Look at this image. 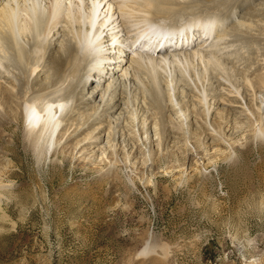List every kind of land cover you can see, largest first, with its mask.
I'll use <instances>...</instances> for the list:
<instances>
[{"label": "rangeland", "instance_id": "1", "mask_svg": "<svg viewBox=\"0 0 264 264\" xmlns=\"http://www.w3.org/2000/svg\"><path fill=\"white\" fill-rule=\"evenodd\" d=\"M64 1L67 7H61V18L49 25L52 31L36 54L39 67L31 76L28 62L22 69L10 49L0 47L1 55L12 56L5 61L0 55V264H264V0L251 4L260 13L250 17L253 30L239 34L231 30L221 38L217 31L210 35L205 45L223 48L218 58L207 51L194 61L182 58L183 51L201 54L205 36L178 50L180 60L177 55L171 60L169 49L140 53L157 61L164 55L160 72L168 79L182 74L191 86L178 82L175 88L173 80L168 93L159 71H151L158 90L154 93L147 88L150 77L137 72L135 80L128 78L119 86L125 101L99 145L92 152L85 145L78 153L77 138L59 137L55 151V144L29 136L24 117L26 106L38 110L50 99L69 96L75 102L76 95L81 97L77 82L89 62L81 58L66 62L59 78L47 58L73 43V37L65 35L66 18L89 11L86 0ZM139 1L143 3L98 0L95 29L103 21L110 22L109 27L120 24L117 29L129 42L152 25L178 29L192 21L199 29L205 16L232 14L238 3L192 0L188 7H175L172 17L153 20L152 7ZM46 4L49 9L50 0ZM239 13L238 9L234 20ZM231 23L229 19L224 29ZM77 25L74 20L72 36ZM113 31L104 30L101 36ZM33 36L30 29L22 35L27 45L33 44ZM136 49L130 47L124 57L135 56ZM94 71L89 76L94 77ZM41 82L47 87L41 89ZM88 87L87 96L96 90ZM182 89L186 96L177 93ZM227 93L239 95V104L247 111L217 110L221 117L216 121L218 105L214 109L211 103ZM101 95L97 93L90 104L99 103ZM225 116L228 124L221 120ZM193 120L197 126L191 125ZM202 120L207 131L198 127ZM111 136L116 138L113 147L107 142Z\"/></svg>", "mask_w": 264, "mask_h": 264}, {"label": "bare ground", "instance_id": "2", "mask_svg": "<svg viewBox=\"0 0 264 264\" xmlns=\"http://www.w3.org/2000/svg\"><path fill=\"white\" fill-rule=\"evenodd\" d=\"M47 1L46 0H0V47L2 46V47H5V49H10L11 53H13V55L15 56V57L13 56V58L16 59L14 60L19 63L20 67H23L22 69L26 70L25 67L28 62V65H30L28 66L29 67L28 77L31 76L39 67V63H38V60H36V58L39 59L40 56L37 57L36 54L40 52L39 49L42 47L43 41L45 40L47 36H49L50 32L52 31L49 25L53 23L54 21L60 19L61 17L59 15V12L61 14L62 8L67 7V5H65L66 1L63 2V0H50L51 7L48 9L47 8L48 5L46 4ZM191 1L192 0H144V1L142 0L143 3H141L140 1L139 3H141L140 4L141 6H148V7L151 6L152 7L151 9L154 10V12H152L153 10H150V14L152 12V15H153L152 19L158 20L155 18L161 17V16L172 17V15L175 14L176 12L175 7L179 5H181L180 9L185 6L188 7V5H191L190 4ZM202 1H205V0H202ZM253 1L254 0H241V1L238 0V3L235 6L237 11L236 12L233 11L232 14L228 13L227 15H222V17L212 16V15L205 16L204 20L200 22L199 29H195L193 27L195 26L196 23L192 21H189L188 24L183 25L182 28L178 27V29L172 28L173 25H168V27H165L166 30H162V28L159 26L153 27V25L152 27L145 28V29L143 28L141 29L142 26L141 27L138 26L141 29V31L138 30L140 33L135 38H132L128 42L126 41V37L125 38L122 37L123 33H120L121 30L117 29L119 28L120 24L119 26H117L116 23L113 24L111 21L113 25L109 27L110 22L106 23L105 21H103L95 29V26H96L95 24H97L96 22L97 13L95 11H96V8L98 9L99 7V6L97 7L99 2L98 0H88V1L86 0L85 8L87 7L89 10L86 15L80 13V11H76V12H73L71 16L66 18L68 19L66 21L67 22L66 26L68 27V31L65 33V35L68 36L69 38L73 37L72 45L66 47L65 50L63 49L64 51L62 50L58 52L56 51L57 53L55 54H52L53 53L52 52V53H49L47 56L48 61L52 63L54 72L56 74L55 76H58V77L61 75V71L63 70L66 62H71L72 59L81 58L82 60L83 59L86 60L87 63L89 62L88 67L85 66L87 67L85 68V71H86L85 74H83L82 77L81 75L79 76L80 78L78 79V82H77L78 86L76 85L77 87H80L78 94L81 97L76 95L77 98L75 102L74 101L71 102V99L69 98V96H67L65 99H60V100L58 99L59 101H55V100L52 101V99H50L46 101L42 105V107L38 110L32 108L31 106L29 107L26 106L27 108L25 107L26 112L24 113L25 114L24 117L26 121L25 126L27 129V134L29 136H32V135L35 136V139L38 141L41 140L40 138H44L45 140H48L47 141L48 144H50V142L53 145L55 144V147H54L55 151L58 145H60L59 137L61 136L63 137L67 135L66 137L67 140L77 138L76 143H74L75 144L74 151L76 149H79L77 150V153H78V151H80L85 145H87L84 148H88L89 152H92L93 149L99 145V142L102 139L103 131L105 130V128L107 126L109 128L111 127L112 125L111 123L113 122L112 117L113 116L115 117L114 112L118 108L121 107V103L125 99V97L123 96L124 92L119 93L118 88L119 86H123L128 78L135 80L134 77H136L137 72L141 71L143 73H146V75L150 77V81L152 82L151 83L152 87L148 86L147 88L152 90L151 92L157 93L156 92L158 91L157 85H155L156 81L154 82L155 78L152 75V73L153 71L156 72L158 70L160 73V80L163 82L164 86L167 88L166 91L168 93H170L169 92L171 90L170 85L173 84L174 82L173 80H175V84H174L175 88L178 82L184 85L188 84L189 86H191L189 79H187L182 74L178 77L173 76L171 79H168V77L166 78V76H164L160 72L159 68H161L160 66L166 60L164 55L162 56V58H159V60L157 61L151 57H147V56L144 57L140 53H145L144 55H146V54H153L156 52H162V50L163 52H166L167 49H169L170 51H173L169 53L170 54L169 58L171 57L170 59L173 60L175 59V55H177L178 56L177 59H179L182 56H180L181 52H178V50L184 49L186 45H189L191 43L193 44V42L198 40V38L205 36V38L202 39V41L200 42V45H201L200 47L202 49L200 51L202 55L197 54L195 52L193 53L189 52V55H186V53L188 52L185 51L186 52L185 53L183 51L182 54L184 56L182 58L184 57L186 58L189 56V58H191L194 61L195 56L198 55L199 57H202L203 55H207V52H210L211 54H213L214 57L218 58L219 55L223 52L222 51L223 48H220V50L213 48L214 47L213 45H215L214 43L211 45L208 44L209 46L207 45L208 46L207 47L205 44L206 42L208 43L207 40H209L210 35L214 36L217 31L216 34L218 35L219 38H221L223 35H228V33L230 34L231 30L232 32L236 31V34L247 32L248 30H253L252 29L254 27L253 19H250V17L260 15V13H258V9L254 6H251ZM249 6H251L249 11L247 9V11L242 12V9L249 8ZM148 7L145 9L147 10ZM149 9L147 10V13ZM238 9L241 12L239 13L240 16L234 20L233 18L234 17L236 18L235 14H237ZM122 11H125V10H122ZM228 11L229 10H226L224 13ZM126 13L129 14V12H126ZM205 18H208V19L210 18L209 20L211 21H208V19H205ZM229 19L230 20L232 19L233 24L231 23L230 25L231 27L229 28L228 26L229 29L227 28L228 30H225L224 29L226 27L225 23ZM74 20L78 22V25H77L78 28L76 29L74 36H72L71 33L75 31V28L71 29L73 28ZM173 20L175 21V18H173ZM155 23L156 22H152V24H155ZM155 25H158V23H156ZM28 29L32 30V32L34 33L33 44L31 45L29 44L30 45L29 49H28L29 45L26 44L25 42L26 40L24 41L22 37V35H24ZM125 29L130 30L127 28ZM104 30L106 31L107 34H109L111 30H114V31L111 32L112 34L111 36L109 35L105 36L104 34V36L102 37L101 35L104 32ZM197 30L199 31V33H197L198 32ZM222 30L224 31L220 32ZM130 34H133V31H131ZM198 34L200 35L198 36ZM55 35H57L56 31L53 33L50 41H53L52 38L55 37ZM100 36L102 37L101 40H100ZM144 39H145V42L143 43V46L140 47V42L144 41ZM109 40L110 41L113 40L111 41L112 43L110 42L111 44L108 43ZM147 41H149V43L151 44H149ZM135 46L137 48L136 51H138L136 55L130 58L124 57V55H126V51L128 52L130 47L134 48ZM49 48L53 51L51 46ZM10 50L8 51L10 52ZM29 51L32 53H29ZM1 56L5 59V61L9 60L8 58L12 57L11 55L10 57L7 56V53ZM34 59L36 61H34ZM207 60H210V59H207ZM126 61H129V64L124 65L125 64L124 62ZM5 63L9 64V62H5ZM123 67H124L123 69L124 71L119 72V70H121ZM93 70H95L94 77H93V74H90V76L93 77L94 80L92 79L90 82L89 72ZM26 73L27 71L24 74ZM83 77H84L83 83L82 85H80L81 84L80 82ZM96 80H98L99 82ZM40 85H41L40 86L41 89H43L44 87H47L45 82L44 83L41 82ZM86 85H89L88 88L94 86V88L96 89L95 91L93 89L92 93L89 96H87L88 93H86L87 92V90L85 89ZM41 89L39 88L37 90L40 91ZM190 91H193L192 88ZM6 92H9V90ZM99 92L102 94L101 95L102 100L97 104L94 102L95 104L91 105L90 102L94 99V96ZM177 93L184 94V96L187 95V92L183 91V89L182 91L178 90ZM9 94L10 93H8V95L7 94L5 95L11 98L12 96H10ZM230 97H233V98H230ZM240 101L241 100L239 98V95L235 96L232 93L231 94L227 93L225 96V94H221L219 101L217 102L214 101L213 103H211V105H213L212 108L214 109H215V106L218 105L214 111V115H213L214 120L217 121L219 117L217 116V114L219 113L218 111L220 110L222 111L226 110L231 113V111H233L232 107H237V108L242 109V111H247L243 105L239 104ZM221 103L226 104L228 107L227 108L220 107ZM88 105L90 107H88ZM185 105L186 107L188 106V104L186 103ZM172 107H175L173 102H172ZM227 116H225L224 119H221L222 121H224L225 124H228ZM120 117H116L115 119L117 120ZM52 119H55L53 124H51ZM146 120L147 118L145 117L141 119V122L143 125H145ZM205 121L202 120L200 122L201 124H199L198 126L202 131H207L208 129V126L206 125ZM192 124L193 125L196 124V126L198 125V123L195 120H193L191 125ZM36 128H37V132H35ZM57 129L59 130L57 132V137L56 139L53 140V137L55 136L54 132L57 131ZM210 134L212 133L210 132ZM111 137H108L107 142L108 144H111L110 145L111 147H113L115 145H114V142H112V140L114 141L116 138L115 136H113L112 138ZM209 137L211 138L212 135H210ZM197 140H200V137L199 139L197 138ZM93 144H95V146L91 147V145ZM103 150L105 151L106 149L104 148Z\"/></svg>", "mask_w": 264, "mask_h": 264}]
</instances>
